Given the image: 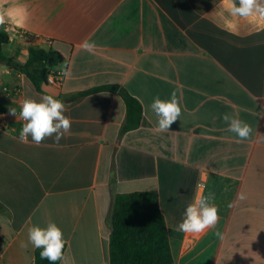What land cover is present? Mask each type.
Here are the masks:
<instances>
[{
    "label": "crops",
    "instance_id": "crops-1",
    "mask_svg": "<svg viewBox=\"0 0 264 264\" xmlns=\"http://www.w3.org/2000/svg\"><path fill=\"white\" fill-rule=\"evenodd\" d=\"M0 13L8 59L23 65L30 47L61 57V85L45 90L72 118L59 144L20 143L9 108L45 94L0 61L11 91L0 96V264H34L28 229L49 221L67 241L59 264H109L114 197L134 192L156 193L174 264H264V20L231 16L227 0H0ZM103 85L140 103L137 129L120 135L118 93L76 97ZM173 91L182 114L157 131L150 104ZM224 113L249 123L251 138L237 142ZM209 192L216 228L177 231Z\"/></svg>",
    "mask_w": 264,
    "mask_h": 264
},
{
    "label": "clouds",
    "instance_id": "clouds-1",
    "mask_svg": "<svg viewBox=\"0 0 264 264\" xmlns=\"http://www.w3.org/2000/svg\"><path fill=\"white\" fill-rule=\"evenodd\" d=\"M228 12L233 17L248 19L256 17L264 20V0H227ZM5 23L3 13H0V25ZM86 50L93 45L87 41L82 44ZM150 109L154 113L156 129L167 132L182 114V106L177 93L173 91L170 99L162 100L159 95L153 98ZM9 114L23 121L18 134V140L24 144L40 146L45 140H52L59 144L66 133L71 131L72 118L65 115V102L56 99L53 95H43L39 100L25 98L19 105V114L16 108H9ZM222 120L228 125L226 131L235 134L237 142L249 140L253 133L252 126L238 116L224 113ZM31 137V141H29ZM241 198L243 196L241 195ZM215 194L197 195L187 204L177 231L186 234H200L209 229H215L219 221L218 206L215 204ZM220 235L219 232L216 233ZM28 243L34 248L41 249L40 258L49 264H56L63 257V250L67 243L63 231L55 222L49 221L46 227L33 225L28 229ZM28 243L21 247L27 248Z\"/></svg>",
    "mask_w": 264,
    "mask_h": 264
},
{
    "label": "trees",
    "instance_id": "trees-1",
    "mask_svg": "<svg viewBox=\"0 0 264 264\" xmlns=\"http://www.w3.org/2000/svg\"><path fill=\"white\" fill-rule=\"evenodd\" d=\"M7 43L8 36L0 29V61L23 73L37 92L49 95L45 90L50 86L46 78L61 62V57L51 50L30 47L26 62L20 65L3 54V46ZM103 91L118 93L124 102L126 120L120 135L137 129L142 121V108L126 90L115 85H103L80 92L76 97ZM40 251L41 249L34 251V264H49L47 260L40 258ZM59 261L56 264H59ZM109 264H174L166 223L158 209L155 192H134L114 197Z\"/></svg>",
    "mask_w": 264,
    "mask_h": 264
},
{
    "label": "built area",
    "instance_id": "built-area-1",
    "mask_svg": "<svg viewBox=\"0 0 264 264\" xmlns=\"http://www.w3.org/2000/svg\"><path fill=\"white\" fill-rule=\"evenodd\" d=\"M63 79V72H59L56 70H52L48 75H47V83L50 86L54 87H59L61 85ZM11 94V91L9 90L8 86L5 85L2 80L0 79V96L4 95H9Z\"/></svg>",
    "mask_w": 264,
    "mask_h": 264
}]
</instances>
